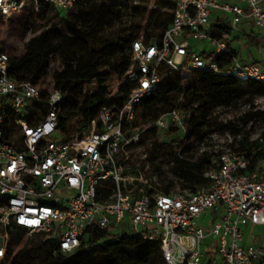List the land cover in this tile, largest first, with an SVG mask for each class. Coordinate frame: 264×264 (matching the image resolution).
I'll return each mask as SVG.
<instances>
[{
  "label": "built area",
  "instance_id": "2783aa9c",
  "mask_svg": "<svg viewBox=\"0 0 264 264\" xmlns=\"http://www.w3.org/2000/svg\"><path fill=\"white\" fill-rule=\"evenodd\" d=\"M42 4L68 14L76 0H0V27L19 12L38 13ZM228 17L264 36V0H177L160 45L143 37L133 42V61L120 82L130 85L126 99L104 105L90 129L69 138L59 129L61 91L51 88L44 97L38 86L11 77L0 41V264L12 263L17 251L10 255L9 241L19 229L72 253L88 228L125 225L159 242L165 264H264V243H246L248 228L264 227V137L243 153L218 151L205 173L208 184L193 191L160 192L147 162L157 138L168 130L183 134L188 119L175 107L143 121L141 105L158 91L160 67L219 72L216 57L233 48L231 34L220 29ZM212 27L221 35H211ZM191 38L210 42L214 51L198 55ZM226 74L264 80V60L236 57ZM33 104L44 114L38 110L43 118L30 124L24 117ZM8 112L17 116L13 143L2 141ZM258 155L263 161L256 166Z\"/></svg>",
  "mask_w": 264,
  "mask_h": 264
},
{
  "label": "trees",
  "instance_id": "16d2710c",
  "mask_svg": "<svg viewBox=\"0 0 264 264\" xmlns=\"http://www.w3.org/2000/svg\"><path fill=\"white\" fill-rule=\"evenodd\" d=\"M125 1L127 0H76L75 8L68 14L42 4L38 13L31 10L40 23L35 24L33 20L28 23L31 36L26 41L22 54L12 55L7 52L10 55V75L15 80L31 82L41 89L50 79L52 89L61 91L63 101L59 129L65 138H69L77 129L72 123L74 119L80 118L82 130H88L104 105L121 104L126 99L130 85L120 82L133 61V42L143 37L147 45H160L165 32L173 23L177 0H155L150 10L148 6L136 7L133 10L134 18L129 24L101 29L97 33L81 31L79 21L82 15L88 14L93 22L101 24L117 16ZM51 14L53 15L50 16ZM16 16L18 15L13 17ZM53 22L62 30L57 31L51 27ZM144 27L146 30L142 33ZM220 29L226 34H231L232 31L227 25L220 26ZM60 32L84 43L89 49V56L79 57L76 48L70 46L65 51L67 55L62 60L60 69L50 74L52 63L60 51L55 40ZM209 32L213 36L221 35L213 27ZM244 36L251 46H260L259 35L251 31L244 33ZM201 54L208 56L211 52ZM238 55L233 48L227 54L218 55L216 61L220 66L219 72L194 69L184 74L166 65L160 67L159 89L141 105L143 121H155L170 111L160 106L159 101L172 104V108L178 107L188 114L183 134H179L178 130L174 133L168 130L157 138L149 151V173L156 177L154 184L160 192L169 194L177 190L193 191L208 184L205 173L211 169L214 156L205 152L199 157L187 159L186 155L192 150L194 143L203 141L210 132L212 124L216 122L212 117L215 109L238 110L242 106L246 107L237 123L229 121L218 126L233 134L232 146H236V153L251 150L252 129L259 123L263 125L261 138L264 137V110L256 107V101L264 98V80L241 79L226 74ZM111 77L118 79L114 91L107 85ZM93 82L97 85L96 91L85 97L86 86ZM41 91L46 97L50 90ZM179 91L185 93L183 103L173 96ZM83 97L84 100L80 101ZM28 109V115L24 119L30 124L34 122L35 116V122L43 118L37 113L41 109L44 114L41 104H33ZM16 119L13 112L6 114L3 142L13 143L16 140ZM262 159L263 155L257 156L256 166ZM166 164L172 165L181 188L177 189V182L167 176ZM121 229L122 227L101 229L92 226L86 230L80 247L72 253H62L58 241L54 239L44 241L41 237H34L24 243L26 232L19 229L9 241L10 255L17 251L11 264H165L159 242L149 241L138 234L130 238L126 234H120Z\"/></svg>",
  "mask_w": 264,
  "mask_h": 264
},
{
  "label": "rangeland",
  "instance_id": "374dc122",
  "mask_svg": "<svg viewBox=\"0 0 264 264\" xmlns=\"http://www.w3.org/2000/svg\"><path fill=\"white\" fill-rule=\"evenodd\" d=\"M155 0H146L144 2L143 0H127L124 2V5L119 12V14L115 17L109 18L107 21L101 23V24H96L95 22L92 21L91 17L88 14L82 15V18L79 21V27L82 32H94L97 33L101 29H108L112 28L116 25L119 24H129L133 18V10L136 7H143V6H148V9H152L154 5ZM15 15H18L16 17H13L11 21L5 25H2L0 27V41L2 43L3 48L5 51L8 53H12V55H20L22 54L24 50V45L26 41L30 38L31 36V30L28 26V23L30 21H35V24H39L40 22L37 21L36 17H34L33 12L31 10H25L22 12H19ZM51 14L50 16H52ZM216 18L212 19V22L214 23ZM57 23L53 22L51 23V27H53L55 30L59 31L62 30V28L58 25ZM224 25L229 26L232 31H231V38L232 40H235L238 42L237 46V52L239 53V59H244L247 58L249 54L256 60L258 59V54L257 50L258 48L251 46L248 44L247 38L244 36V33H250L251 28L248 25H244L242 27L236 26L232 23L231 17H228L227 22L224 23ZM146 27V26H145ZM143 28L142 33L146 30V28ZM64 32V31H63ZM59 33L57 36H55L56 44L60 47V51L56 58L54 59L52 63V68L50 70V74H52L55 70L60 69L61 67V62L62 60L66 57V49L70 46H74L77 50L78 56L79 57H87L89 56V49L88 47L82 43L74 40L71 36H69L66 33ZM253 32L256 35H259L258 31ZM261 44L259 46V49L263 50L264 52V36L259 35ZM191 44H192V51L197 53L198 55L201 54L202 52H213L215 47L208 41H198L194 38L190 39ZM249 45L250 49H246V46ZM186 79V78H185ZM189 80V79H187ZM118 83V79L115 77H111L109 82L107 83L108 88L111 89V91H114ZM96 83H90L86 86L85 88V97L88 95H92L96 91ZM52 88V84L50 79L48 80V84L45 87H41L42 90L46 89L49 91ZM183 92H176L173 94L175 98L179 99L182 97ZM83 97L80 101H83ZM159 105L162 107H165L169 110L172 109L174 105L168 104L164 101H159ZM256 107L257 109L264 110V98H259L256 101ZM246 109V107L242 106L240 109H215L213 111V118L216 120L214 124H212V128H210V132H208V135L206 138L199 142V143H194L191 148L192 150L190 152H187V159H191L192 157H199L201 154L208 152L209 154L213 156H217L218 151H233L236 152L235 147L232 146L234 144L233 140V134L229 131H223V129H220L218 126L220 124H226L229 121H234L238 122L239 117L241 113ZM82 120L80 118H76L73 120V125L77 127L75 131L72 132V134H83L86 130H82ZM253 134H252V141H255L258 143V141L262 137V132H263V125L261 123L257 124L255 128L252 129ZM166 170L168 171V177L169 179L173 180L174 182H177V189L181 188L182 186L179 184V179L178 175L172 171V165L171 164H166ZM209 213V217H211V213ZM209 224V221L207 222L206 225ZM122 231L120 234H126L130 238H132L134 235L138 233V231H134L132 229H129L128 226H122ZM260 232V231H259ZM29 238L24 239V243L29 241ZM23 243V245H24Z\"/></svg>",
  "mask_w": 264,
  "mask_h": 264
},
{
  "label": "crops",
  "instance_id": "0c3cea01",
  "mask_svg": "<svg viewBox=\"0 0 264 264\" xmlns=\"http://www.w3.org/2000/svg\"><path fill=\"white\" fill-rule=\"evenodd\" d=\"M237 43L238 42H236L235 40L231 41V45H232L233 49H235V50H237V46H238ZM246 49L247 50L250 49V46L247 45ZM256 50H257L256 52H257V54L259 56L258 59L255 60L251 56V54H249L247 56V58H253L255 61L264 60V52H263V50L259 49V47ZM251 242H253L255 244H263L264 243V227H256V228L250 227V228H248L246 230V243L249 244Z\"/></svg>",
  "mask_w": 264,
  "mask_h": 264
}]
</instances>
